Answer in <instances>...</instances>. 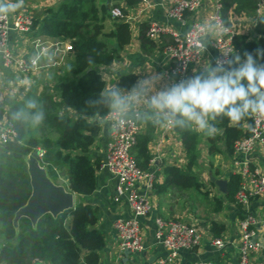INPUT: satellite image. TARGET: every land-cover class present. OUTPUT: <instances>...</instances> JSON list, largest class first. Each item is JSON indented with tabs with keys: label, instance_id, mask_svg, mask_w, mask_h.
Listing matches in <instances>:
<instances>
[{
	"label": "trees",
	"instance_id": "1",
	"mask_svg": "<svg viewBox=\"0 0 264 264\" xmlns=\"http://www.w3.org/2000/svg\"><path fill=\"white\" fill-rule=\"evenodd\" d=\"M142 0H58L46 9L43 19L34 18L35 35L48 36L69 41L75 56L74 61L64 69L56 86H45L38 96L33 93L22 100L9 97L8 108L0 106V119L6 116L16 125V140L0 144V264H100L101 252L105 248V234L97 228L99 212L96 206L78 202L75 207L57 216L44 214L34 225L27 217L14 223L16 212L28 202L32 186L27 157L41 146L45 150L39 158L42 166L64 163L68 169L66 179L71 191L89 196L97 187L96 170L99 162L92 160L89 151L101 131V119L108 115V108L98 101L106 89L100 67L119 60L121 51L131 43L132 28L129 21L113 16L112 9L121 7L125 14ZM221 13L228 27L237 28L241 19L257 17L260 0H220ZM124 4V5H122ZM262 16L255 25V36L237 32L234 46L244 59L245 52L255 54L264 49V23ZM110 22L111 28L107 29ZM150 24L143 23L139 31L141 49L150 54L156 44L148 35ZM162 38L160 49L171 41ZM264 63V61H260ZM134 73L120 76L121 88L129 89L136 82ZM35 100L42 106L45 118L36 128L14 118L28 100ZM69 110L77 116L69 115ZM218 132L213 137L188 130L174 128L181 139L185 166L169 165L155 173L153 191L158 195L188 191L195 188L204 193L208 204L207 212H220L225 202L233 203L240 219L246 217V210L236 199L242 177L231 173L227 181L224 198L212 188L216 184L208 180V187L197 169L202 167L201 145H205L208 168L219 176L214 159L230 156L236 142L249 136L251 117L239 124H230L226 117H217ZM54 133L55 136L51 134ZM150 138L138 135L133 154L143 169H149L151 153ZM50 176V175H49ZM51 178V177H50ZM54 178H57L56 176ZM52 179V178H51ZM53 180V179H52ZM53 182L57 183L55 180ZM58 184V183H57ZM212 192V193H211ZM212 194V195H211ZM210 229L216 237L226 230L224 223L210 221Z\"/></svg>",
	"mask_w": 264,
	"mask_h": 264
},
{
	"label": "crops",
	"instance_id": "2",
	"mask_svg": "<svg viewBox=\"0 0 264 264\" xmlns=\"http://www.w3.org/2000/svg\"><path fill=\"white\" fill-rule=\"evenodd\" d=\"M216 1L218 0H204L198 11L187 15L185 23H181L180 21L168 16L167 9L171 5L172 0H148V2H144L142 0L135 7L130 9L128 12L130 15L129 22L131 24L133 35L131 43L121 51V57L119 60L114 61L111 65L100 67L102 77L106 81V88L112 85L120 87V76L126 73L136 74L137 79L145 74H151L154 72L168 73L170 78L176 80V76L172 72V62L163 53V49L159 48L162 40L154 41L156 47L150 54L145 53L141 49L139 41V31L141 25L143 23L150 24L153 21L160 22L170 26L183 35L195 20H200L206 24L210 23L209 17ZM11 2L16 3L17 0H11ZM57 2L58 0H24L21 7L11 12L23 11L31 14L34 18L43 19L46 14V9L57 4ZM257 19V17L254 19H248V23L244 25L242 29H239L238 32L255 36V25ZM110 28L111 24L108 22L107 29ZM214 36L215 32L209 31L208 36L204 38L202 55L197 62L190 66L186 77H192L195 72L201 71L206 64H215L217 52L212 46ZM164 37L166 38L165 40L170 38L168 35L163 36V38ZM46 38L51 41L58 40L53 37ZM15 40L16 53L19 55H21L24 51L32 50L29 42L24 40V38L22 39L18 37ZM74 58L75 56L71 51H62L59 54V57L55 59L57 64L53 63L54 65L51 64L48 66L49 68H55L54 70L52 69L53 76L60 78V76L64 73V69H66L72 61H74ZM40 72H42L41 69L28 76H24L18 73L14 68L6 66L1 67L0 106L8 108L6 100L9 97L15 98L16 100H22L26 96L31 97L30 94L32 93L35 96H38L41 93V91L36 92L38 84H40V82H38L40 79L36 77L37 75H40ZM33 81L35 84H33V87L30 90L28 86L25 89L23 88L25 85L32 84ZM22 91L25 92L23 95ZM69 115L77 116V113L73 110H69ZM106 117L101 119L100 134L89 151V155L93 162H99V166L96 170V190L89 196H83L73 192L75 203L82 201L98 208L99 219L97 222V228L105 234L106 238L105 248L101 252L100 264H157V260L159 258L167 257L169 254L168 250L162 245L157 244L154 239V231L156 229L155 218L157 216L185 220L196 225L202 233V241L199 246L181 250L179 257L175 260V262L169 264H191L193 261L197 260L213 261L215 264H238L240 217L235 204L225 202V206L220 212L206 211L205 215L204 212L201 213L200 211L198 214H191V212L187 213V210L184 214L179 215V211L176 207L178 203L176 204L175 201L169 199L167 196L169 193L158 195L153 190H146L144 185L142 186L143 190L147 193L148 199L152 205L151 212L146 217L141 219L143 234L148 249L145 252L121 251L119 249V238L115 222L120 218L130 217L131 209L126 200L120 203H116L113 200L118 180L116 176L112 174L104 165L106 161V145L109 139L110 128V123L105 120ZM139 127V135H147L150 138L149 150L152 159H155L149 164V168L151 170H155V172L161 171L163 167L169 165H177L181 167L185 166L186 157L184 148L176 131L168 132L166 127L154 126L150 123L139 125ZM40 148L42 147H37V150ZM202 148L204 147L201 146V149ZM253 157L257 162V166H259L260 171L264 174V145L259 144L256 147ZM52 167L60 174L62 182H58V184H61L66 189H69L67 184L65 185V182L67 181L65 176L68 173L66 165L64 163H60ZM211 173L212 172H209V174ZM230 174V166H228V163L225 161L223 164L222 175L216 177L228 180ZM214 193H217L218 196L224 198V193L220 192L217 186L215 187ZM77 199L78 201H76ZM192 207L194 208V206ZM197 207L198 206L195 208ZM249 212L256 217L255 229L258 232V240L260 242V247L252 254V264H264V192L252 198L249 206ZM211 220H216L226 225V230L220 237H216L212 233L210 229ZM216 238H223V240H225V246L223 248H218L214 245V239Z\"/></svg>",
	"mask_w": 264,
	"mask_h": 264
},
{
	"label": "built area",
	"instance_id": "3",
	"mask_svg": "<svg viewBox=\"0 0 264 264\" xmlns=\"http://www.w3.org/2000/svg\"><path fill=\"white\" fill-rule=\"evenodd\" d=\"M148 2V0H143ZM204 0H172L167 9L169 17L185 23L188 14H193L202 6ZM220 0L216 1L210 14V23L206 24L195 20L189 26L185 34H180L166 24L151 22L147 35L153 41H161L163 36H170L171 41L164 48L163 53L172 62V72L176 80L186 78L190 66L197 62L203 52L204 38L209 31H203L202 26L219 23L228 31L215 33L212 46L216 50V59L231 51L237 53L234 46V37L238 32L233 27L225 25ZM264 13L263 0L257 8V18ZM113 16L130 20V15L125 14L121 7L112 9ZM34 17L23 11L9 12L0 16V69L3 66L14 68L18 73L28 76L31 73L57 64L56 60L62 51H71L72 44L69 41L58 39L51 41L44 36L35 35ZM24 38L31 46V51H24L21 55L16 53L15 39ZM37 59L35 64L33 59ZM53 64V65H54ZM249 136L236 142L235 149L230 155L232 166L231 173H238L242 180L240 189L236 193L237 201L246 210V217L240 219V239L238 244V264H252V254L260 247L258 232L255 229L256 217L249 212V206L253 197L264 192V174L260 171L253 153L259 144L264 145V120L251 117ZM111 127V125H110ZM110 129V128H109ZM168 132L175 131L167 128ZM140 127L136 123H129L123 129H117L115 133L109 131V139L106 145L105 166L118 180L113 200L120 203L126 200L131 209V216L116 220L115 227L118 233V246L121 251L145 252L148 246L143 234L141 219L146 217L152 209L147 193L143 190H153L155 170L143 169L137 162L132 150L137 143ZM18 131L13 121L6 116L0 119V144H6L16 140ZM39 158L45 150L38 149ZM155 159L151 158L150 162ZM156 229L154 239L169 252L167 257H161L157 264H169L175 262L180 251L195 248L202 241V233L199 228L185 220L155 218ZM214 245L218 248L225 246L223 238L214 239ZM191 264H215L213 261L197 260Z\"/></svg>",
	"mask_w": 264,
	"mask_h": 264
},
{
	"label": "clouds",
	"instance_id": "4",
	"mask_svg": "<svg viewBox=\"0 0 264 264\" xmlns=\"http://www.w3.org/2000/svg\"><path fill=\"white\" fill-rule=\"evenodd\" d=\"M24 0H0V16L21 7ZM264 23V18L261 19ZM203 31L227 32L219 23L202 26ZM37 59H33L35 64ZM264 49L255 54L222 55L215 64H206L192 77L175 80L168 73L154 72L138 78L129 89L112 85L98 101L108 108L105 118L115 133L129 123L198 131L208 137L218 132L211 121L226 117L230 124H239L248 117L264 120ZM14 118L38 127L45 115L42 106L28 100Z\"/></svg>",
	"mask_w": 264,
	"mask_h": 264
},
{
	"label": "water",
	"instance_id": "5",
	"mask_svg": "<svg viewBox=\"0 0 264 264\" xmlns=\"http://www.w3.org/2000/svg\"><path fill=\"white\" fill-rule=\"evenodd\" d=\"M27 163L32 192L27 204L15 214L14 223L16 226L19 219L23 216L29 218L35 225L46 213L57 216L75 207L73 191L53 182L45 167L39 162L38 150L28 155ZM209 178L216 184L220 192H226L227 179L217 178L212 173Z\"/></svg>",
	"mask_w": 264,
	"mask_h": 264
},
{
	"label": "rangeland",
	"instance_id": "6",
	"mask_svg": "<svg viewBox=\"0 0 264 264\" xmlns=\"http://www.w3.org/2000/svg\"><path fill=\"white\" fill-rule=\"evenodd\" d=\"M239 22L240 23L238 24V27L236 28L237 30L242 29L243 26L248 23V21L246 19H241ZM52 69L53 68H49V67H44L41 69L42 72H40V75L39 76L37 75V77H36V78L40 79V81H38V82H40V84H38L36 92L42 91L45 86H48L50 88H54L56 86L59 79L57 76H53V70L55 68L53 70ZM33 84H35L34 81L32 84L25 85L23 88L25 89L28 86V88L30 90L33 87ZM22 92H23L22 93V95H23L25 92L24 91H22ZM36 131H37V134L40 136L41 130L39 128H36V127L33 128V132H36ZM51 135L55 136L54 133H52ZM201 146L204 147V148H202L203 157H201L202 167H200L197 170L200 174L201 179L207 184L208 180H209V175H210L209 174L210 170L208 168L209 162L207 160L205 145L202 144ZM225 161L228 163V166H232V160H231V157L229 158V156L226 158H224L222 156H217L214 159V162L216 164V168H219L221 171L220 175H222V173H223V164L225 163ZM43 167H45V169L47 170L48 175H50L49 177H51L57 183L62 182L61 178H60V174L58 172H56L52 166H43ZM211 172H213V171H211ZM55 176L57 178H54ZM65 178H66V176H65ZM66 184L68 186L67 181L65 182V185ZM207 187H208V184L205 186V188H207ZM208 188L210 189V187H208ZM212 191L214 193L215 188H212ZM167 196L169 197L170 200L175 201L176 204L178 203L176 207H177V210L179 211V215L184 214V212L186 210L188 211L187 213L191 212V214H193V213L198 214L199 211L201 213L204 212V215L207 211L205 206L208 204V201L205 198L204 193L195 189V188H191L188 191L180 192L179 194H175V195H174V192H171ZM76 201H78V199ZM76 203H78V202H76ZM192 206H194V208ZM196 206H198L199 208L198 207L195 208Z\"/></svg>",
	"mask_w": 264,
	"mask_h": 264
}]
</instances>
